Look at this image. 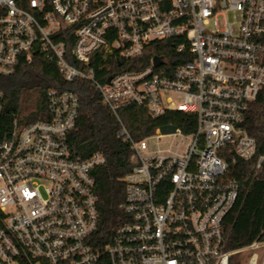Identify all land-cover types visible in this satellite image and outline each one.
<instances>
[{
    "label": "built area",
    "instance_id": "built-area-1",
    "mask_svg": "<svg viewBox=\"0 0 264 264\" xmlns=\"http://www.w3.org/2000/svg\"><path fill=\"white\" fill-rule=\"evenodd\" d=\"M166 43L173 51L140 69L96 76L97 57L140 63ZM36 59L68 82H91L120 122L132 147L128 219L94 246L93 170L105 157L82 159L69 144L78 94L51 87L48 119L7 125L0 90V264H238L245 252L247 264H264V239L228 247V217L243 193L229 166L257 152L242 120L264 91V0H0V76ZM132 104L152 117L193 114L196 128L158 127L135 140L119 115ZM165 136L176 150L160 145Z\"/></svg>",
    "mask_w": 264,
    "mask_h": 264
},
{
    "label": "trees",
    "instance_id": "trees-1",
    "mask_svg": "<svg viewBox=\"0 0 264 264\" xmlns=\"http://www.w3.org/2000/svg\"><path fill=\"white\" fill-rule=\"evenodd\" d=\"M172 51V45L166 43L147 50L139 59L140 63L97 57L92 64L97 78L104 82L112 73L140 69L155 53ZM51 87L74 91L80 99L79 115L68 137L71 148L82 159L95 152L105 157V163L93 170L99 209V224L93 240L94 246L102 249L111 242L116 229L128 219L121 204L126 198L124 177L132 169V147L119 136L120 122L102 102L99 90L91 82H68L55 64L41 59L20 65L10 76H0V90L5 94L2 119L7 125L14 119L20 122L48 119L46 100L47 90ZM119 115L135 140L147 137L163 126H175L191 133L197 124L193 114L172 110L152 117L143 105L137 104L121 108ZM242 126L256 139L257 152L252 160H237L229 166V176L241 181L243 188L241 198L228 217L230 249L264 239V165L257 168L259 157L264 155V91L250 104Z\"/></svg>",
    "mask_w": 264,
    "mask_h": 264
},
{
    "label": "rangeland",
    "instance_id": "rangeland-1",
    "mask_svg": "<svg viewBox=\"0 0 264 264\" xmlns=\"http://www.w3.org/2000/svg\"><path fill=\"white\" fill-rule=\"evenodd\" d=\"M149 142L151 144H155L156 143V140H149ZM176 142L177 140H173L172 138L170 137H162L161 140H160V145L162 147H168V146H171L173 150H176L177 147H176ZM261 255H262V251L261 250H257ZM251 253L249 252H245L243 253L241 256L238 257V264H247L248 263V258L250 256Z\"/></svg>",
    "mask_w": 264,
    "mask_h": 264
},
{
    "label": "water",
    "instance_id": "water-1",
    "mask_svg": "<svg viewBox=\"0 0 264 264\" xmlns=\"http://www.w3.org/2000/svg\"><path fill=\"white\" fill-rule=\"evenodd\" d=\"M160 62V59L159 58H155V63H159ZM176 129L175 126H163L161 128V131L162 133L164 134H167V133H170V132H174Z\"/></svg>",
    "mask_w": 264,
    "mask_h": 264
}]
</instances>
